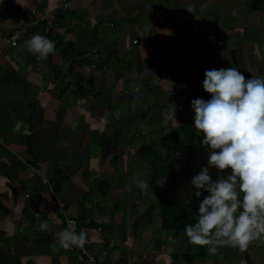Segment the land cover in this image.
<instances>
[{
    "label": "crops",
    "instance_id": "1",
    "mask_svg": "<svg viewBox=\"0 0 264 264\" xmlns=\"http://www.w3.org/2000/svg\"><path fill=\"white\" fill-rule=\"evenodd\" d=\"M37 34L55 41L46 60L27 50ZM221 67L264 75V0H0V264H88L58 244L65 215L107 264H264L260 241L190 244L160 200L172 183L187 205L193 169L140 156L164 121L195 128L191 101L211 98L204 73Z\"/></svg>",
    "mask_w": 264,
    "mask_h": 264
},
{
    "label": "clouds",
    "instance_id": "2",
    "mask_svg": "<svg viewBox=\"0 0 264 264\" xmlns=\"http://www.w3.org/2000/svg\"><path fill=\"white\" fill-rule=\"evenodd\" d=\"M26 45L41 60L56 52L55 41L39 34ZM203 88L211 98H195L191 108L208 162L191 179L194 195L203 199L195 222L185 225L184 234L192 245L210 246L213 254L218 247L243 252L253 242L264 243V75L246 78L236 67L208 69ZM212 168L217 170L215 180ZM134 181L147 194V180L134 177ZM37 227L49 231L51 226L43 221ZM88 242L87 233H77L71 223L58 234V244L66 250L83 249Z\"/></svg>",
    "mask_w": 264,
    "mask_h": 264
},
{
    "label": "rangeland",
    "instance_id": "3",
    "mask_svg": "<svg viewBox=\"0 0 264 264\" xmlns=\"http://www.w3.org/2000/svg\"><path fill=\"white\" fill-rule=\"evenodd\" d=\"M155 118H157V116L154 114L153 119H155ZM178 123L179 122L177 121V118H176V119L169 120L168 123L166 121H164L163 126L166 125L165 128H167L168 130L170 128V130L173 131V134H174V133L178 132ZM181 124H182V121H181L180 125ZM189 130H190V132L185 131V129L183 128L184 132L180 133V136H179L180 140H183V139L189 140V138H191V135L193 136V139L190 142L189 141L187 142V145L184 147L185 150L183 151V149L177 148L175 146V144L171 142L172 140L170 137V131H167V133H165L166 131L160 129L159 130L160 135L157 134L155 136V139H151L152 142H151V146L149 148H152V150H147V147H145L146 149L143 150L144 152L141 153L142 155H140L141 159L143 161H147L144 163V166L148 168L151 165V163H149V162L151 160H155L154 162L156 163V166L164 167V169L166 171L175 174L174 167H172V166L170 167L168 165V158L169 157H168V153L166 152V150L168 148L171 151V153L175 155V159H176L177 164H178L179 160L184 163L183 165L185 167V170L183 169L182 170L183 172H187V170L193 169V171L191 170L193 173H192V175H190L191 176L190 181H191L192 176L198 174L200 171L198 169L200 167L199 156L203 155V153H208V151L206 152L207 149H205L202 145L200 146V144H197V142H199L200 135L198 136L196 134L195 128L189 129ZM192 132H194L195 135ZM142 137L144 138L145 134L142 135ZM158 142L160 143V145L157 147ZM144 144H147V143L144 142ZM198 148H200V149H198ZM195 149H198V151L196 154H192L190 156L191 163L187 162V158L190 155L189 150L194 152ZM185 157H186V159H185ZM176 168L180 169L182 167L180 165H177ZM164 176H165V178L173 180L172 175L164 174ZM164 188L162 189V196L165 195V192H164L165 189ZM160 215L162 217H168V218L170 217V213H168V212L161 211ZM80 259H81V257H80Z\"/></svg>",
    "mask_w": 264,
    "mask_h": 264
},
{
    "label": "trees",
    "instance_id": "4",
    "mask_svg": "<svg viewBox=\"0 0 264 264\" xmlns=\"http://www.w3.org/2000/svg\"><path fill=\"white\" fill-rule=\"evenodd\" d=\"M187 122L182 123L179 127H178V132L173 134V131L170 130V137L171 139H173L175 145L179 148H184L187 145V142L191 141L193 139V136L191 135V138H189V140L187 139H183L180 140L179 136L180 133H183V127L185 125H187ZM194 135L195 133L192 132ZM147 146V145H146ZM178 164L182 167L180 169L178 168H174L175 172H180L183 169L185 170V167L182 163V161H179ZM172 183H167L166 186H164L165 188V195H163L161 197L160 203H161V211L163 212H168L170 213V217H163L165 220H173L176 221L177 223L172 224L174 227L183 230L185 228L186 224H190V223H194L196 218H197V214H198V205L200 200L203 199V195L199 198H197L194 193L191 196L190 202L185 205L184 203V198H180L179 195H176L173 192V189L171 188ZM169 189V194H167V190ZM204 195H207V193ZM183 221V222H182Z\"/></svg>",
    "mask_w": 264,
    "mask_h": 264
},
{
    "label": "built area",
    "instance_id": "5",
    "mask_svg": "<svg viewBox=\"0 0 264 264\" xmlns=\"http://www.w3.org/2000/svg\"><path fill=\"white\" fill-rule=\"evenodd\" d=\"M24 32H25V28H23L21 30H17L15 32V34L16 33L23 34ZM49 188H50L51 191L54 192V190H53V181L50 182ZM60 205L62 206V204H60ZM69 223H71L74 226V230L77 233H79V224H78L77 220L72 218V217H69V216L65 215L64 218H63V226H64V228H67ZM89 239L90 238L88 237V240ZM76 251L79 254V256L81 257V260L85 261L88 264H107L108 260L111 261V260L115 259V256H114L113 253L101 254V255L94 256L91 253V251H90V240H89L88 243L85 244L83 249H81L79 247H76ZM108 264H122V263L115 260L114 262H112V263L109 262Z\"/></svg>",
    "mask_w": 264,
    "mask_h": 264
}]
</instances>
